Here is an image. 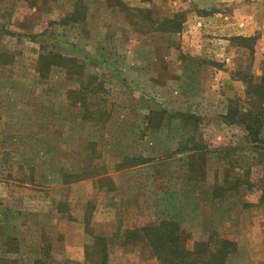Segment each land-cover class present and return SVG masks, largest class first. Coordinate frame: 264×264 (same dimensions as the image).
<instances>
[{
    "label": "rangeland",
    "instance_id": "obj_1",
    "mask_svg": "<svg viewBox=\"0 0 264 264\" xmlns=\"http://www.w3.org/2000/svg\"><path fill=\"white\" fill-rule=\"evenodd\" d=\"M122 2L0 0V264H33L40 244L50 248L46 264L82 263L94 235L141 226L164 212L177 218L190 249L218 234L237 246L225 264H264V165L243 125L230 128L217 118L230 104L250 112L243 76L252 86L264 77V0H158L157 10L149 0ZM76 4L83 17L77 23L66 18ZM176 12L185 15L182 29H191L184 24L194 15L208 21L198 29H252L250 37L236 36L245 48L241 60H196L181 53V36L168 41L154 33L148 15L158 24ZM40 44L79 58L88 75H97L102 86L86 95L91 120L68 97L80 79L58 69L39 78ZM215 59L221 76L208 90L196 63L208 69ZM154 116L161 129L150 133L146 120ZM192 135L205 146V161L188 175L201 180L186 190L181 168L201 162L191 156L184 165L187 153L175 152ZM126 157L152 161L117 169ZM84 170L108 178L69 181ZM213 185L226 188L221 199ZM76 224H86L85 240ZM11 235L16 241L6 240ZM108 264L159 263L141 243L113 247Z\"/></svg>",
    "mask_w": 264,
    "mask_h": 264
},
{
    "label": "trees",
    "instance_id": "obj_2",
    "mask_svg": "<svg viewBox=\"0 0 264 264\" xmlns=\"http://www.w3.org/2000/svg\"><path fill=\"white\" fill-rule=\"evenodd\" d=\"M115 4L125 6V3L121 0H112ZM74 11L68 15L66 18L72 22L82 21L83 17H81V12L77 9V4L75 5ZM128 8V7H127ZM151 16V15H150ZM149 22L154 24L155 31L160 33H178L180 29H182V25L184 23L185 15L182 12H176L174 16L163 19L161 22L157 24L153 19H151L148 15ZM63 20V19H62ZM66 22L65 19L62 23ZM5 34H7L5 32ZM11 36H17L10 33ZM3 56V55H0ZM6 57V56H5ZM4 63H7V58L3 60ZM0 65L1 64L0 61ZM37 73L39 78L42 80H46L49 78L51 72L55 69L62 70L63 73L69 79H80V87L78 90L69 91L68 97L72 98V104H76L77 102L80 104L82 109H84L83 114H85V119L91 120L92 113L87 112V104H86V95L92 92L94 89L98 88V86H102L99 83L97 75H88L86 72V65L79 58L63 55L60 52L54 50H47L44 45L40 44L38 61H37ZM87 75V77H86ZM244 82L246 86V96H247V106L250 108V112L246 110H242V107L239 104L229 105L226 111L224 118L230 124H241L244 127L247 136L253 145L254 149L259 152V160L260 164L264 165V141L260 137L262 130L264 128V77L261 78L260 82L256 86H252V77H244ZM97 84V86H94ZM74 106V105H73ZM182 117L189 123L193 120V117L190 114H181ZM240 117V119H239ZM147 130L150 133H157L161 129V121H156L155 116L149 117L147 120ZM193 124L195 122H192ZM195 140L194 135L189 137V142L187 145H180V147L175 152V155H183L187 153V155L181 159L183 160V164L188 162L189 157L197 158L196 160L190 161V168H186L184 165L181 168L183 178V188L188 190L191 183H195L198 180L192 181L188 179V175L195 174V172H199L204 165L205 159L204 154L205 146L200 145ZM194 152V154H188L189 152ZM171 158L170 160H172ZM180 159L178 161L182 162ZM124 163H117V169H127L131 167H137L142 165H148L152 161L148 157H126L123 159ZM85 171V170H84ZM166 173L168 174V170L166 169ZM184 171V172H183ZM170 174L172 172H169ZM105 174V173H103ZM96 174L93 172L85 171L84 173L80 172L75 175H71L72 179L69 181H78L82 178H91L96 177L97 180H101L102 178H108L106 175ZM213 192L216 198L221 199L223 196L224 188L213 185ZM113 190V188H108V191ZM193 187H190V192H193ZM259 203L264 204V192L261 194L259 198ZM58 212L63 213V209L61 205H57ZM165 216V217H163ZM6 240H14L16 241L17 237L15 236H5ZM43 242V241H42ZM144 244L151 255L158 261L159 264H225L227 258L235 253L236 251V243L221 238L218 234L212 236L207 242H197L194 245L193 249L188 247V240L183 236L182 229L179 221L176 217L166 216V213H162L159 216L155 215L153 221H149L141 226H134L130 228H126L124 230L117 229L113 233H99L94 235L92 238V243L85 246L84 249V262H71L66 261L64 264H108L109 261V252L115 246L124 248L129 245L134 244ZM42 245V246H41ZM49 245H39V257L34 260L33 264H46L47 258H49Z\"/></svg>",
    "mask_w": 264,
    "mask_h": 264
},
{
    "label": "crops",
    "instance_id": "obj_3",
    "mask_svg": "<svg viewBox=\"0 0 264 264\" xmlns=\"http://www.w3.org/2000/svg\"><path fill=\"white\" fill-rule=\"evenodd\" d=\"M104 1L106 2V4H108L109 1L113 2L112 0H104ZM121 1H127V2L135 1L136 2L137 0H121ZM153 7L154 9L157 10L158 0H149L148 8L152 9ZM150 15L152 18L154 17L153 16L154 14L152 12ZM230 18H232V16H230ZM190 23H192V26L189 27L191 29H182L180 33L179 32L178 33H160V32H156L155 29L153 31L156 34L163 35L165 39L168 41L172 40L175 36H178V39L180 40V36H181V41H180L181 53L194 57V59L196 60H198L197 59L198 56H206L210 58L213 55H215V57L222 58V62H226V64L228 65H234L235 63L239 62V60H241L239 58L241 53L238 51H244L245 48L238 46L235 40L236 36L250 37L252 29H198L200 26L202 27V25L206 26L208 24V21L204 17L197 16V15L192 16L191 19L188 18V20L185 22L184 25L188 26V24ZM219 26H223V24L219 23ZM205 33H209L212 36L203 35ZM220 60L219 59L213 60L212 63L214 65L209 66L210 68L208 67V69L205 68L206 66L204 64L196 63L197 67H202V71L204 72V75L206 76L207 81H209L208 86L206 87L208 90L209 88L214 89V85H213L214 82L216 80H219L220 78L219 76H221L219 75L221 73V70H219L218 68H214L216 67L215 63L221 62ZM226 76L227 74L224 72L222 74V78H226ZM218 83L219 81H217V84ZM208 93H210V91H208ZM225 114L226 113H222V115L217 116V118L221 121V123H224L227 126H230V128H235L236 127L235 124H230L224 118ZM108 193H111V192H108ZM74 225L75 224H70L72 228L74 227ZM79 226L81 227L82 225L76 224V227L78 228V233L76 234V236L80 235L81 238L85 240L83 232L85 231L86 224L84 225L82 230ZM71 238L74 239V235H71L70 233H68V236L65 237L67 242H70ZM66 250H67L66 257H72V254L70 253V252H73L72 249L70 247H66Z\"/></svg>",
    "mask_w": 264,
    "mask_h": 264
}]
</instances>
